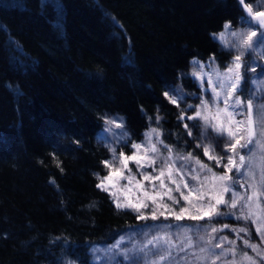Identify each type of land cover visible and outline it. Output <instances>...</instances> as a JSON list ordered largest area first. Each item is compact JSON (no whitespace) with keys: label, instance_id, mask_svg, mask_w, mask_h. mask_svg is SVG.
I'll return each instance as SVG.
<instances>
[{"label":"trees","instance_id":"16d2710c","mask_svg":"<svg viewBox=\"0 0 264 264\" xmlns=\"http://www.w3.org/2000/svg\"><path fill=\"white\" fill-rule=\"evenodd\" d=\"M246 15L239 0H0V264H94L93 244L143 221L96 186L103 115L134 140L158 128L173 152L204 160L164 92L196 89L193 58L224 66L231 53L213 34ZM219 220L185 221L228 224L243 249L231 228L245 221Z\"/></svg>","mask_w":264,"mask_h":264},{"label":"snow or ice","instance_id":"6c2138e0","mask_svg":"<svg viewBox=\"0 0 264 264\" xmlns=\"http://www.w3.org/2000/svg\"><path fill=\"white\" fill-rule=\"evenodd\" d=\"M239 4L247 13L240 18L247 28L237 31L232 30L230 23L224 25V28L229 30L228 34L234 38L233 41L226 42L230 50H235L231 62L221 70L215 65L213 57L209 62L210 71L207 73L204 72L202 64L194 62L200 70L191 75L199 80L201 88L207 83L208 88H204V91L208 93L210 90V95L199 97V104L192 105L187 103L189 94L182 88L173 87L172 95L164 92L167 100L177 108H180L181 103L185 105L178 117L180 121L183 122L188 110H192L193 114L187 115V120L195 123L191 126L183 123V128L187 136H193V129H196L193 141L195 147L201 149V154L214 164L210 166L192 153L174 156L172 147L162 139L153 142V136L159 137L162 133L158 128H152L144 134V143L130 144V147L136 150L132 155H125L123 151L117 154L114 147L110 148L112 160L102 163L112 170L105 177H100L99 173L94 175L100 181L96 186L103 191H109L108 184L118 178L127 181L123 186L126 192H132L133 187L142 192L143 201L139 196L136 197L137 202L126 197L123 203L112 193L117 208L132 209L138 213L137 219L140 220L149 218L141 211L149 208L146 201H151L152 220L158 218V212L160 216H165L167 212L177 221L187 218L197 222L216 220L219 223V218L230 216L243 220L245 226L231 228L242 241L243 249L235 239H229L227 235H212L223 232L224 229L230 228V225L223 224L221 228L201 225L207 236H199L203 243L198 248L190 235L192 228L188 227L183 233L165 232L153 235L144 243L134 244L131 248H121L124 242L121 238L112 248L104 250L108 261L120 264L116 258L122 257L130 264H264V100L254 104V99L264 94V81L259 82V91L245 100L242 98L246 91V84L242 83L245 76L241 71L243 69L245 72H255V67L248 68L244 57L254 53L257 48H264V11L259 10L264 6V0H259L256 11H253L252 5L246 4L245 0H239ZM219 39H225L224 32L219 34ZM249 80L256 83L252 78ZM254 108L258 112L257 118L253 115ZM237 116L243 118L237 120ZM155 119L159 121L161 117L157 115ZM107 123L115 124V121L109 120ZM116 127H121V124H116ZM124 143L127 145V140ZM217 147L220 149L219 153L216 151ZM244 149L249 153L247 159L241 152ZM256 150L261 154L258 171L252 163L257 156ZM178 160L182 161L180 167H176ZM130 161L137 168V172L133 173L129 167ZM116 164L119 167H116ZM148 168H151L152 172L141 171ZM219 168L223 171L214 170ZM121 169L127 170L128 175H124ZM233 170L236 177L246 179L234 177ZM137 175L149 182V188L155 194H150V191L145 189L144 184L136 179ZM185 176H188L190 181L186 180ZM166 180L169 183H166ZM156 181L159 183L156 184ZM50 183L55 184V181L50 180ZM238 187L244 188V191H238ZM157 189L164 191L161 193ZM173 192L176 195H173ZM165 196L170 203L164 202ZM248 222L255 226L259 243L252 241ZM173 235L176 236L175 240ZM215 249L220 251L216 252ZM244 249H250L254 255H249ZM180 253L184 255L180 256Z\"/></svg>","mask_w":264,"mask_h":264},{"label":"rangeland","instance_id":"374dc122","mask_svg":"<svg viewBox=\"0 0 264 264\" xmlns=\"http://www.w3.org/2000/svg\"><path fill=\"white\" fill-rule=\"evenodd\" d=\"M252 5L253 11L258 10V3L259 0H254L252 2H249ZM247 3V4H249ZM259 10L264 11V6H261L259 8ZM229 23V22H226ZM224 23V25L226 24ZM224 25L222 27V29L216 33L213 34V37L218 41L219 45L221 48L229 51L231 53V58L230 60L225 64H229L233 58V56L235 55V50L234 49H229L226 46V42L228 41H233L234 38L231 37L228 32L229 30H226L224 28ZM247 28V25H245L241 20L239 21V23L235 26L232 25V30H243ZM221 32L225 33V39L222 41L219 39V34ZM210 57L205 61H201L198 59L193 58L190 62V67L188 72L186 73L187 75H189L191 77V79L194 81L195 85H196V89H187L185 87H183L184 85L181 84V82H178L176 85H174L173 87H178V88H182L183 91L185 93H188V97H187V103L188 104H192V105H198L199 104V97H204L206 95H210V90L208 93H205L204 88H208L207 83H205L204 88H201L200 86V82L198 79L194 78L191 74L193 72H197L199 71V67L197 66L196 63L194 62H198L199 64H202L204 66L203 70L205 73L210 71L209 68V62L211 60ZM244 61L247 64L248 68H252L255 67L256 71L255 72H251L248 71L250 74V78L254 79L256 81V83H252L251 81L249 82L248 85V89H247V95L242 96L243 99H248L249 95H254L256 92L259 91V82L260 81H264V48H257V50L254 53H249L246 54L244 57ZM215 65L219 66L218 63L215 60ZM224 66H219V68L221 70L224 69ZM241 71L243 72V69H241ZM189 73V74H188ZM182 76H186L184 73L181 74ZM180 85V87H179ZM172 87V88H173ZM170 88L167 92L169 93V95H172V91ZM260 100H264V94H261L260 96L256 97V99H254V104L259 103ZM184 104L181 103L180 108L179 109V115L181 112V109L184 108ZM242 111V109H241ZM192 110L189 109L186 116H185V120L183 121V123H188L189 126H191L193 123H195V121H188L187 120V115H191ZM254 118L258 117V112L256 111V109L254 108ZM242 116H237L236 119H242ZM115 121V124H109L107 123V121ZM116 124H121V127H116ZM151 129L145 130L143 132V135L140 139L138 140H134L130 134L128 133V131L124 128L121 119L118 116L115 115H103V127L100 130L99 134H98V139L99 141H101L103 144H105L109 150V156L108 158H106L105 160H112V152L110 151V148H115L117 154H119L121 151L124 152L125 155H132L133 152H135V149H132L130 147L131 143H144V134L149 132ZM196 136V129H193V137ZM161 139L160 136L156 137L153 136V142H156L157 140ZM127 140V145L124 143V141ZM158 147H160V145H158ZM217 153L220 152L219 147H217L216 149ZM242 154H244L246 156V159L249 155L248 150L244 149L241 150ZM257 152V156L255 158L254 161H252V163L256 166L257 171L259 170V165H260V152L259 150H256ZM174 153V156L176 155H186L183 153ZM166 155V153H165ZM202 161H204L205 163L209 164L210 166L214 164L213 161H209L207 160V158L205 157L204 160L200 159ZM182 161H177L176 167H180ZM105 166V165H104ZM116 167H119L118 164L115 165ZM129 167L132 169L133 173L137 172V168L134 166L133 162H129ZM191 167V165H190ZM112 169L106 168L105 167V174L104 175H100V177H105L109 174V172ZM124 172V175H128L127 170L121 169ZM217 171H223L222 168L219 169H214ZM141 171H147V172H152L151 168L148 169H141ZM232 175L234 177H236L235 174V170H233ZM186 180L190 181V178L188 176L184 177ZM238 179L244 180L246 179L245 177H236ZM137 180H140L144 186L145 189L150 191V194H155L151 191V189L149 188V182L148 181H144L142 179L141 176L137 175L136 177ZM100 182V181H99ZM166 183H169L167 180L165 181ZM107 183V182H106ZM127 183V181L123 180V179H118V178H114V180L112 181V183L108 184L109 187V191H107L110 196L112 197L113 201H114V197L112 195V193H115V195L117 197H119L120 202L123 203L125 202V198H129L132 199L133 202H137L136 201V197L139 196L140 199L143 201V194L142 192H139L136 190L135 187H133L132 192H126L123 189V186ZM156 184L159 183V181L155 182ZM113 185H115V187H113ZM169 186L174 187L172 185L169 184ZM238 191L243 192L244 188H237ZM157 191H160L161 193H163L164 190L161 189H157ZM173 195H176L175 192L172 193ZM149 204V208H144L141 211H143V213L148 216L149 218L147 220H143L139 225L135 226V227H131L125 231H123L122 233H120L112 242L109 243H103V244H93L90 247V251H91V256H92V262L94 264H116V261H108L105 257V251L106 249H110L113 247V245L117 244L118 242H120L121 238H123V244H121V248H131L134 244H142L144 243L147 239H150L153 235H161L165 232H170L172 234H175L177 232H181L183 233V230L185 228L191 227L192 228V232L190 233V235L193 238V241L197 244V248L203 243L202 241L199 240V236H207V233L202 229H198L196 224H190L191 222L185 221L188 220L187 218H185L184 220H180L177 221L174 219L173 216L169 215L167 212H165V216H167V219H165V216H160L159 212L157 213L158 218L156 220H152L151 219V213H150V208H151V201H146ZM159 202V201H158ZM164 202L166 203H170L167 200V196L164 197ZM114 204L115 201H114ZM178 210V208H177ZM138 214V213H137ZM222 226H219L217 228H221ZM212 235H225L223 232L218 233V234H212ZM173 239H176V236L173 235ZM229 239H232V237H229ZM228 245L226 244L225 247H227ZM93 249H100L101 251L99 252H94ZM195 250V249H194ZM216 252H219L220 249H215ZM184 253H180V256H183ZM179 258V257H178ZM117 260L120 261V264H130L129 261H125L123 260L122 257H117ZM229 259H231V257H229Z\"/></svg>","mask_w":264,"mask_h":264},{"label":"bare ground","instance_id":"6f19581e","mask_svg":"<svg viewBox=\"0 0 264 264\" xmlns=\"http://www.w3.org/2000/svg\"><path fill=\"white\" fill-rule=\"evenodd\" d=\"M183 69V68H182ZM185 73V72H184ZM182 74V73H181ZM186 74V73H185ZM189 74V73H188ZM180 78V77H179ZM180 80V79H179ZM182 81H183V79H182ZM180 82V81H179ZM177 83V82H176ZM189 83V82H188ZM188 85V84H187ZM179 87H180V85H179ZM184 87V86H183ZM189 87V86H188ZM244 96V95H243Z\"/></svg>","mask_w":264,"mask_h":264},{"label":"water","instance_id":"95a60500","mask_svg":"<svg viewBox=\"0 0 264 264\" xmlns=\"http://www.w3.org/2000/svg\"><path fill=\"white\" fill-rule=\"evenodd\" d=\"M246 12V11H245ZM247 14V13H246Z\"/></svg>","mask_w":264,"mask_h":264}]
</instances>
